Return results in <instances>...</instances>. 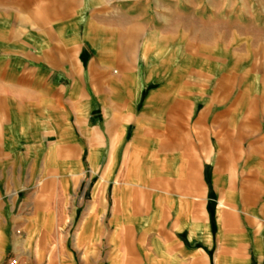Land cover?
<instances>
[{"label": "crops", "instance_id": "1", "mask_svg": "<svg viewBox=\"0 0 264 264\" xmlns=\"http://www.w3.org/2000/svg\"><path fill=\"white\" fill-rule=\"evenodd\" d=\"M0 264H264V0H0Z\"/></svg>", "mask_w": 264, "mask_h": 264}]
</instances>
